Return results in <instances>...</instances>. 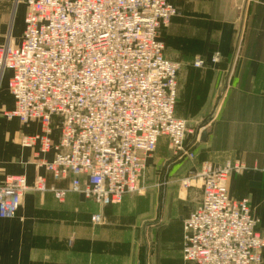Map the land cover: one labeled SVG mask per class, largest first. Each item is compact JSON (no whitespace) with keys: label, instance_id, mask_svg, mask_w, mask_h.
Wrapping results in <instances>:
<instances>
[{"label":"built area","instance_id":"built-area-1","mask_svg":"<svg viewBox=\"0 0 264 264\" xmlns=\"http://www.w3.org/2000/svg\"><path fill=\"white\" fill-rule=\"evenodd\" d=\"M26 7L21 44L0 45V81L6 73L15 108L4 112L42 132L20 139L22 148L54 152L39 167L43 177L6 176L0 185V218L15 219L26 194L53 193L62 201L80 194L100 208L142 194L141 179L161 138L176 155L191 133L177 119L180 64L168 59L161 30L178 15L166 0H13ZM219 61V54L212 60ZM196 68L203 61L194 63ZM59 132L58 141L52 138ZM246 166L204 165L195 174L201 199L183 222V260L193 264H264V231L247 201L231 198L227 183ZM185 189L192 188L189 181ZM105 225L102 214L92 219Z\"/></svg>","mask_w":264,"mask_h":264},{"label":"crops","instance_id":"crops-1","mask_svg":"<svg viewBox=\"0 0 264 264\" xmlns=\"http://www.w3.org/2000/svg\"><path fill=\"white\" fill-rule=\"evenodd\" d=\"M166 1L178 11L160 35L166 57L181 66L175 115L193 127L208 123L196 143L193 171L242 162L246 170L232 175L227 189L233 199L249 203L264 231V0ZM25 14V6L14 12L10 0H0V45L8 37L21 44ZM196 60L203 66L194 67ZM5 75L9 92L11 75ZM11 99L4 112L14 110ZM41 132L37 122L0 127V185L6 176H25L29 185L43 177L49 186L69 188V181L54 182L38 166L52 161L54 152L21 147L23 136ZM52 138L57 142L59 132ZM168 145L161 138L157 148ZM157 151L168 158L164 149ZM170 163L165 165L177 168ZM170 185L160 194L149 185L144 194L105 208L80 194L60 201L50 192H30L15 219L0 218V264H193L182 257L183 222L197 206L190 209L187 191ZM96 214L105 225H94Z\"/></svg>","mask_w":264,"mask_h":264},{"label":"rangeland","instance_id":"rangeland-1","mask_svg":"<svg viewBox=\"0 0 264 264\" xmlns=\"http://www.w3.org/2000/svg\"><path fill=\"white\" fill-rule=\"evenodd\" d=\"M10 2L14 7V12L17 9V7L22 6L14 3L13 0H10ZM7 39L8 40L6 43L10 42L11 39L9 37ZM14 45L17 46L16 43H14ZM6 78L7 75H5L3 79L0 81V118L5 119L3 120V125L0 124L1 125L0 127L5 130L6 128L17 129V127L20 128V126L22 125H19L18 123H12L11 121H6V118H4L3 110L8 109V107L11 106L12 104L11 96L7 91ZM206 125H208V123L202 124L201 126L196 125L192 129H190L191 133L186 135L185 146L187 147L188 150H190L193 153L194 159H191L187 155L174 154L173 150L169 147V145H168L169 150L168 149L166 150L165 146H162L161 148L159 147L160 149L157 148V150L164 149L166 152L163 154H168V158L165 156H164L165 158L164 157L160 158L158 156L159 154L157 150L150 156L149 160L151 161V163L147 165L145 175L141 179V187L143 188L142 194H144V191L147 189L149 185L152 186L153 188V189L151 188L152 191H156L157 194H160L161 192L166 191V189L170 190L168 188L169 186H171L170 183H172V184H176V185H172L174 186L173 189H177V190L183 189L180 190L181 192H183V194L188 193L185 200H187L188 203L186 205L190 206L189 207L190 209H194V207L198 205L201 199V191H200L201 183H199L198 179H195V174L198 172L193 171V169L194 168L197 169V167L195 166L197 164L196 143L199 140L200 131L205 129ZM165 159H166V163L173 162L172 164L177 165V168L172 169V166H170L171 163L169 165H165L166 164L164 163ZM180 167L182 168V172L179 171ZM178 181L179 183H177ZM184 181H189L192 184V188L185 190V188L182 185ZM182 257H183V253H182Z\"/></svg>","mask_w":264,"mask_h":264},{"label":"water","instance_id":"water-1","mask_svg":"<svg viewBox=\"0 0 264 264\" xmlns=\"http://www.w3.org/2000/svg\"><path fill=\"white\" fill-rule=\"evenodd\" d=\"M187 126H188V128H190V129H192V128H193V126H192V125H190V124H188ZM197 133H198V132H197ZM203 136H204V134H203Z\"/></svg>","mask_w":264,"mask_h":264}]
</instances>
